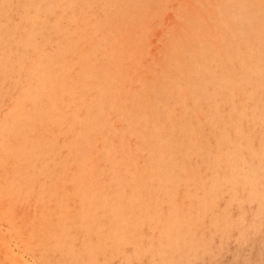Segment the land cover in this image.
Here are the masks:
<instances>
[{"label": "rangeland", "instance_id": "rangeland-1", "mask_svg": "<svg viewBox=\"0 0 264 264\" xmlns=\"http://www.w3.org/2000/svg\"><path fill=\"white\" fill-rule=\"evenodd\" d=\"M0 264H264V0H0Z\"/></svg>", "mask_w": 264, "mask_h": 264}]
</instances>
